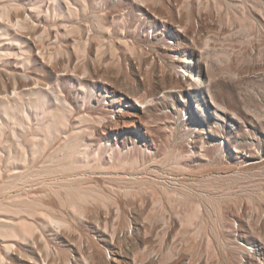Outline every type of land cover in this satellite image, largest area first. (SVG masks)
<instances>
[{"label": "rangeland", "instance_id": "rangeland-1", "mask_svg": "<svg viewBox=\"0 0 264 264\" xmlns=\"http://www.w3.org/2000/svg\"><path fill=\"white\" fill-rule=\"evenodd\" d=\"M4 3L0 264H264V0Z\"/></svg>", "mask_w": 264, "mask_h": 264}, {"label": "bare ground", "instance_id": "bare-ground-1", "mask_svg": "<svg viewBox=\"0 0 264 264\" xmlns=\"http://www.w3.org/2000/svg\"><path fill=\"white\" fill-rule=\"evenodd\" d=\"M15 18L16 19H14L11 6H8L7 3L0 4V26H2V28H0V39H6L8 41V43L11 42L12 44H13L14 40H16V39H12L11 37H9L8 32L11 30L17 31L18 29H22L25 26L24 25V20H25L24 17L19 18V17L15 16ZM20 227H22V226H20ZM11 236H13V234H11Z\"/></svg>", "mask_w": 264, "mask_h": 264}]
</instances>
